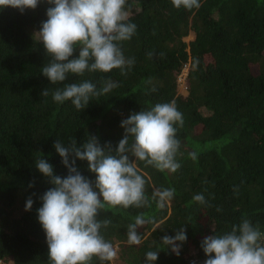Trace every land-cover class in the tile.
<instances>
[{"label":"trees","instance_id":"trees-1","mask_svg":"<svg viewBox=\"0 0 264 264\" xmlns=\"http://www.w3.org/2000/svg\"><path fill=\"white\" fill-rule=\"evenodd\" d=\"M199 3L189 10L174 7L172 0H126V22L134 23L136 32L119 46L134 64L125 74L85 71L56 85L41 75L51 57L34 36L53 5L40 0L23 12L0 9V264H51L37 210L53 185L35 161L46 160L54 176L65 178L68 168L54 147L58 140L65 147L73 140L79 148L95 137L114 153L124 136L121 122L157 103L175 102L182 113L176 133L180 167L159 171L128 153L145 179L148 202L100 210L97 219L111 221L100 234L117 255L110 262L93 257L91 264H146V252L158 250L162 238L181 227L187 239L179 255L165 248L153 264H203L202 240L230 232L243 219L264 233V0ZM189 33L194 39L186 43ZM78 55L79 48L69 59ZM186 66L183 95L178 79ZM84 81L97 90L105 81L117 86L90 97L85 109L71 100L53 101L55 88ZM68 160L96 190L87 162L72 153ZM157 189L175 194L160 206L152 196ZM197 194L205 203L194 201ZM29 198L32 208L25 211ZM140 214L153 222L137 228L140 244H129L128 226Z\"/></svg>","mask_w":264,"mask_h":264},{"label":"clouds","instance_id":"clouds-1","mask_svg":"<svg viewBox=\"0 0 264 264\" xmlns=\"http://www.w3.org/2000/svg\"><path fill=\"white\" fill-rule=\"evenodd\" d=\"M53 5L46 11L47 19L35 33L51 61L41 68V75L53 85L64 82L69 75L80 76L85 71L108 73L134 64V58L126 59L120 42L130 40L136 32L134 23H127L126 0H45ZM40 0H0V9L13 8L23 12L35 9ZM176 8H199V0H172ZM79 48L78 58L69 59ZM152 53H149L151 56ZM163 55L162 53L160 54ZM117 85L105 81L97 90L90 81L70 83L52 90L54 102L62 104L71 100L76 109H85L90 97L109 93ZM50 90L41 95L48 96ZM177 125H183L182 113L175 102L157 103L148 110L132 113L121 122L124 136L113 153L111 147H101L95 137L77 148L72 140L65 147L59 140L55 151L68 168V176L53 175L52 166L44 159L35 161L37 170L49 178L53 185L41 197L42 206L37 210L48 248L51 264H91L93 257L100 261H113L117 252L113 245L100 234L110 220L97 219L106 206L143 207L148 202L145 193V179L139 173L136 163L129 162L128 153L135 161L145 162L159 171L176 172L180 164L176 155L180 147L177 139ZM129 139L131 144L129 145ZM75 159L86 161L89 172L95 174L93 184L69 164V154ZM195 159V154H192ZM75 161H73L74 164ZM174 189H157L152 196L160 206L170 201ZM195 202L205 203L197 194ZM32 199L25 204V211L32 208ZM153 220L143 214L134 218L128 226L127 242L138 245L141 235L137 228ZM186 231L181 227L172 237L164 236L158 250L145 254L146 264L155 262L159 252L165 248L179 255L181 245L186 241ZM264 239L258 226L248 219L233 225L230 232L210 235L204 238L200 247L207 257L203 264H264Z\"/></svg>","mask_w":264,"mask_h":264},{"label":"rangeland","instance_id":"rangeland-1","mask_svg":"<svg viewBox=\"0 0 264 264\" xmlns=\"http://www.w3.org/2000/svg\"><path fill=\"white\" fill-rule=\"evenodd\" d=\"M193 39H194V34H193V33H189L188 36H186L185 38H183L184 42H186V43H189V42L192 41ZM187 71H188V66H186V67L183 69L182 72L184 73V75H186V74H187ZM184 86H185V84H184V82L182 81V82L179 83V85H178V89H179L180 93H182L183 95H187V91H185L184 88H183ZM262 243H264V240H263ZM114 248L116 249L115 246H114Z\"/></svg>","mask_w":264,"mask_h":264},{"label":"built area","instance_id":"built-area-1","mask_svg":"<svg viewBox=\"0 0 264 264\" xmlns=\"http://www.w3.org/2000/svg\"><path fill=\"white\" fill-rule=\"evenodd\" d=\"M185 76H186V75H184V73L182 72V73H181V76H180L179 79H178V83H180V82H182V81L184 82V80H185L184 77H185ZM183 88H184L185 91H187L185 86H184Z\"/></svg>","mask_w":264,"mask_h":264}]
</instances>
